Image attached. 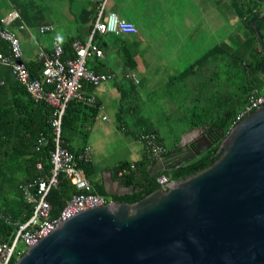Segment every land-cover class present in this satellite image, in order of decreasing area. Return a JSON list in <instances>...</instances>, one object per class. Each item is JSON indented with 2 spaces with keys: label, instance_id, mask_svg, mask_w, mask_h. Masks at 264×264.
I'll list each match as a JSON object with an SVG mask.
<instances>
[{
  "label": "water",
  "instance_id": "water-1",
  "mask_svg": "<svg viewBox=\"0 0 264 264\" xmlns=\"http://www.w3.org/2000/svg\"><path fill=\"white\" fill-rule=\"evenodd\" d=\"M250 29L264 53L255 20ZM201 139L207 146L189 144L158 162L150 176L175 170L219 143L211 165L135 203L111 201L75 215L15 264H264V105L224 138L210 131ZM120 170L112 172L122 184Z\"/></svg>",
  "mask_w": 264,
  "mask_h": 264
},
{
  "label": "crops",
  "instance_id": "crops-1",
  "mask_svg": "<svg viewBox=\"0 0 264 264\" xmlns=\"http://www.w3.org/2000/svg\"><path fill=\"white\" fill-rule=\"evenodd\" d=\"M80 1L75 0L76 8L66 11L74 17V21H70L72 35H62L42 7L38 6L41 9L37 10V6L27 1L0 0V19L6 21L9 14H17L16 19L3 22L2 25L13 31L20 40L27 68L28 64L37 66V69H33L36 75H32L28 68L34 78H38L42 70L36 59L38 52L43 50L49 53L54 41L59 42L63 49L70 40L87 41L92 23L103 3L105 14L115 13L120 20L136 27L137 32L133 36H95L94 43L103 55L88 61L99 68L98 74L113 75V78L97 86L83 87L97 101V114L86 143L91 148V163L87 165V171L83 169V176L93 189L94 186H101L105 194L103 196L112 201L115 196L133 192L127 182V175L131 171L122 169V163L130 166L145 160L154 166L158 163L148 161L144 145L139 141L142 129H148L145 123L149 121L142 115V73L178 71L180 64H189L190 67L211 48L227 43L236 47L235 42H239V53H250L245 47L251 44L252 34L245 23L259 11V8H253L255 2L261 4L264 13V0H88L86 4ZM21 24L25 29L19 28ZM43 25L53 27V31L46 34H55L54 37L38 32V27ZM72 54L70 45V55L64 50V58ZM132 75L138 78L137 83L132 80ZM4 82L8 88L0 87V93L2 89L6 91L0 104L7 101L15 103L16 95L8 86L13 80H0V85ZM36 107L32 104L26 109V116L32 118L33 122L41 120L45 114L49 116V109L35 111ZM154 128L159 135L158 129ZM208 132L207 128H198L183 133L178 142L174 141V149L178 148V151L164 147L167 152L172 151L165 158L181 150L186 151L189 144H197L196 140ZM159 139L162 143V138ZM202 142L207 146V143ZM116 167L121 168L118 176H123L120 180L122 184L113 179L112 170ZM2 197L7 198L12 211L20 207L12 192ZM18 212L19 217L23 218L24 214L20 210Z\"/></svg>",
  "mask_w": 264,
  "mask_h": 264
},
{
  "label": "trees",
  "instance_id": "trees-1",
  "mask_svg": "<svg viewBox=\"0 0 264 264\" xmlns=\"http://www.w3.org/2000/svg\"><path fill=\"white\" fill-rule=\"evenodd\" d=\"M254 5L253 8H259V11L249 17L245 26L250 28L251 22L255 20V25L264 41V19L257 20L263 14L261 4L255 2ZM2 27L0 19V29ZM250 33L252 34L251 44L245 47L250 53L240 54L241 45L237 47L239 42H235L236 47L230 43L215 46L189 68L170 78V82L183 81L189 89H194V86L201 88L200 93L185 104L188 106L185 110H189V114L187 117L184 116L188 125L183 133L198 128H207L209 131L222 133L224 138L240 122L236 118L246 107L251 92L256 91L259 95H264V73L260 70L264 61V53L251 29ZM71 42L72 40L64 45L67 55H70ZM7 52V43L0 39V53L7 54ZM87 67L99 73V68L92 62L88 61ZM7 68L0 65V80H13V83L11 82L8 86L13 89L16 98L15 103L7 101L0 104V243H11L18 230L15 223H25L32 216L34 206L25 201L21 188L40 176L36 167L38 162H42L45 173L50 172L49 152L55 146V135L50 124L51 108L42 102H34L25 88L12 77L10 69L6 70ZM28 68L32 75H36V71L33 70L37 69L36 65L28 64ZM38 68L40 70V66ZM198 70L207 71L204 79L199 82L200 84L195 85L191 81ZM5 83L0 87L7 89ZM3 89L0 93V100L6 96V91ZM32 104L37 106L34 108L35 111L49 109V116L45 114L41 120L36 119L33 122L32 118L26 116V109L32 107ZM96 114V107L71 100L62 117L60 145L70 152L81 150L87 143ZM145 125L149 130L155 129L150 120ZM41 137H44L47 143L40 151H36L37 142ZM218 147L219 143H216L202 155L183 166L166 173H158L153 177L150 174L154 164H149L147 160L135 163L137 169L134 171L130 169V164L122 163L120 165L122 169L131 171L127 175V182L133 192L115 196L112 201L135 203L160 188L156 183V178L161 175L171 180H181L208 167L219 156ZM178 150L175 148L173 151ZM171 153L172 151H168L165 156ZM81 167L85 171L88 169L87 165H81ZM8 192H12L18 199L20 207L14 211L11 210L7 198L2 197ZM77 192L80 191L71 184L65 174L60 173L57 188L52 189L47 196L51 206V218H56L65 202ZM91 193L105 195L101 186H94ZM18 210L24 214L23 218L19 217ZM17 259L15 254L9 264H15Z\"/></svg>",
  "mask_w": 264,
  "mask_h": 264
},
{
  "label": "built area",
  "instance_id": "built-area-1",
  "mask_svg": "<svg viewBox=\"0 0 264 264\" xmlns=\"http://www.w3.org/2000/svg\"><path fill=\"white\" fill-rule=\"evenodd\" d=\"M104 6L103 3L92 23L87 41H72V56L64 58V49L57 41L52 43L49 53L43 50L38 52L36 59L42 68L38 78L32 77L27 68L22 46L16 34L4 25L0 29V39L8 46L7 54L0 53V65L10 69L12 77L25 88L34 102H42L51 108L50 124L55 135L54 149L49 152L50 172L45 173L42 162H38L36 167L40 176L21 188L25 201L34 206L33 214L25 223H15L18 230L11 243H0V264H9L15 254L20 258L28 248L50 235L64 221L85 210L102 207L111 202L103 195L91 193L92 187L83 176L81 165L91 163V148L86 145L78 152H70L60 145L59 139L62 117L67 104L71 100H77L88 106L96 107L95 97L84 91V85L97 86L113 78V75L98 74L87 67L88 59L99 58L103 55L94 43L95 36L107 34L133 36L137 32L133 24L120 20L117 14H105ZM16 18L17 14L11 13L6 21L1 20V23H7ZM19 28L23 30L25 26L21 24ZM52 31L53 27L49 25L38 27L40 34ZM132 80L135 83L138 82V78L134 75H132ZM263 105L264 95H259L256 91L251 92L246 107L238 114L236 120H243ZM139 141L144 145L148 161L159 162L165 158L167 151L156 131L143 128ZM46 143V139L41 137L37 142L36 151H40ZM130 169L134 171L136 167L131 165ZM60 173L65 174L80 192L74 193L65 202L56 218H51V206L47 196L52 189L57 188ZM171 181L165 175L156 178V183L160 188H165Z\"/></svg>",
  "mask_w": 264,
  "mask_h": 264
},
{
  "label": "rangeland",
  "instance_id": "rangeland-1",
  "mask_svg": "<svg viewBox=\"0 0 264 264\" xmlns=\"http://www.w3.org/2000/svg\"><path fill=\"white\" fill-rule=\"evenodd\" d=\"M22 1L31 2V4L37 6V10L42 7L55 24L57 31H60L62 35L73 34L71 25L74 17L68 15L66 11L76 8L75 0ZM80 2L86 4L88 0ZM77 6H79V1ZM54 35L45 34L44 36L54 37ZM179 67L178 71L167 70L142 73L144 77L142 82V115L154 123V126L158 129V136L163 140L162 145L172 150L174 149V141L177 140L178 142L182 138L183 131L188 125L184 119V116L187 117L189 114V111L185 110L188 107L185 104L193 100L201 89L197 86H194V89H189L181 80L170 82L173 74L177 75L179 72L189 68V64H180ZM206 71L198 70L191 82H194L195 85L200 84L199 82L204 79Z\"/></svg>",
  "mask_w": 264,
  "mask_h": 264
},
{
  "label": "flooded vegetation",
  "instance_id": "flooded-vegetation-1",
  "mask_svg": "<svg viewBox=\"0 0 264 264\" xmlns=\"http://www.w3.org/2000/svg\"><path fill=\"white\" fill-rule=\"evenodd\" d=\"M209 133V132H208ZM206 134V133H205ZM202 136V135H201ZM200 136V137H201ZM196 142H197V144H196V147H198V148H204L205 147V144L202 142V140L200 139V138H198L197 140H196ZM192 146V145H191ZM192 149H193V146H192ZM191 155V152H185L184 153V157H187V156H190Z\"/></svg>",
  "mask_w": 264,
  "mask_h": 264
}]
</instances>
